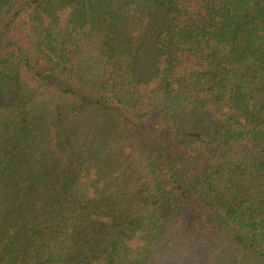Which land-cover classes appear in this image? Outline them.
Returning <instances> with one entry per match:
<instances>
[{"label": "trees", "instance_id": "obj_1", "mask_svg": "<svg viewBox=\"0 0 264 264\" xmlns=\"http://www.w3.org/2000/svg\"><path fill=\"white\" fill-rule=\"evenodd\" d=\"M0 264H264V0H0Z\"/></svg>", "mask_w": 264, "mask_h": 264}, {"label": "rangeland", "instance_id": "obj_2", "mask_svg": "<svg viewBox=\"0 0 264 264\" xmlns=\"http://www.w3.org/2000/svg\"><path fill=\"white\" fill-rule=\"evenodd\" d=\"M161 118L157 117L155 119H153V121L149 120V121H144L142 123L138 122L136 123V125H134L133 127L135 128L136 132L140 135V136H159V133L157 132L156 134V130H153V125L154 126H160L158 125L157 122H161ZM158 129V128H157ZM149 141V140H148ZM187 221L191 222L189 223V229H191L193 232H197L199 231H206L208 238L210 237H215V232L212 233L213 230H210L212 228L215 229V224L212 223V218L210 217V213L208 214L207 211H202L201 213H199V217L195 218V220H188ZM188 224V222H187ZM191 231V232H192ZM199 236L197 233H195V237Z\"/></svg>", "mask_w": 264, "mask_h": 264}]
</instances>
